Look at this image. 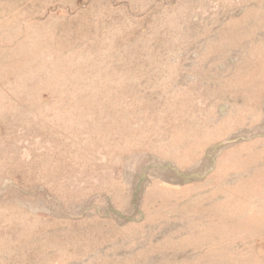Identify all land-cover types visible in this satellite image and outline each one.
<instances>
[{"label":"rangeland","instance_id":"obj_1","mask_svg":"<svg viewBox=\"0 0 264 264\" xmlns=\"http://www.w3.org/2000/svg\"><path fill=\"white\" fill-rule=\"evenodd\" d=\"M0 25V264H264V0Z\"/></svg>","mask_w":264,"mask_h":264},{"label":"bare ground","instance_id":"obj_2","mask_svg":"<svg viewBox=\"0 0 264 264\" xmlns=\"http://www.w3.org/2000/svg\"><path fill=\"white\" fill-rule=\"evenodd\" d=\"M46 10H47V9H46ZM1 25H2V24H1ZM1 25H0V26H1ZM3 25H4V23H3ZM3 25H2V26H3ZM7 27H8V25H7ZM7 27H6V28H7ZM0 29H1V28H0ZM7 29H8V28H7ZM10 29H11V28H10ZM1 31H2V29H1ZM1 31H0V32H1ZM3 31H5V29H4ZM3 33H4V32H3ZM6 33H10V32H6ZM26 33H27V32H26ZM9 35H10V34H9ZM0 37H1V36H0ZM8 37H9V36H8ZM12 37H13V36H12ZM2 38H3V37H2ZM11 39H12V38H11ZM27 39H29V38H27ZM29 40H30V39H29ZM0 42H1V41H0ZM30 42H31V41H30ZM30 42H29V43H30ZM29 43H28V44H29ZM1 44H2V43H1ZM5 44H6V43H5ZM5 44H4V45H5ZM72 44H73V43H72ZM22 45H23V43H22ZM49 45H50V44H49ZM0 46H1V45H0ZM10 46H11V45H10ZM12 46H13V45H12ZM25 46H27V45H25ZM25 46H24V48H23L24 50H26V49H25ZM28 46H29V45H28ZM6 47H7V45H6ZM22 47H23V46H22ZM13 48H14V47H13ZM13 48H12V49H13ZM18 48H19V47H18ZM18 48H17V49H18ZM12 49H11V50H12ZM20 49H21V47H20ZM5 50H6V48H5ZM9 50H10V49H9ZM7 51H8V50H7ZM19 51H20V50H18V52H19ZM0 52H2V51H0ZM8 52H9V51H8ZM20 52H21V51H20ZM62 52H63V51H62ZM41 53H42V52H41ZM16 54H17V53H16ZM16 54H15V55H16ZM21 54H22V53H21ZM18 55H20V54H18ZM16 56H17V55H16ZM72 56H73V55H72ZM11 57H12V56H11ZM20 57H21V56H20ZM39 57H40V56H39ZM41 57H42V56H41ZM9 59H10V58H9ZM3 60H5V58H4ZM7 60H8V59H7ZM40 60H41V59H40ZM0 61H1V60H0ZM69 61H70V60H69ZM5 62H6V61H5ZM59 62H60V61H59ZM6 63H7V62H6ZM6 63H4V64H6ZM9 63H10V60H9ZM43 64H44V63H43ZM7 65H8V64H7ZM9 65H10V64H9ZM9 65H8V66H9ZM8 68H9V67H8ZM8 68H7V70H8ZM2 69H3V66H2ZM40 69H41V68H40ZM3 70H4V69H3ZM5 70H6V69H5ZM42 71H43V69H42ZM4 72H5V71H4ZM4 72H3V73H4ZM10 74H11V73H10ZM26 74H27V73H26ZM12 75H13V74H12ZM18 75H22V73H20V74H18ZM18 75H16V76H18ZM24 75H25V74H24ZM6 76H7V75H6ZM29 76H30V75H29ZM41 76H42V75H41ZM11 77H12V76H11ZM26 77H27V76H26ZM13 78H14V77H13ZM15 78L17 79V77H15ZM15 78H14V79H15ZM24 78H25V77H24ZM9 79H10V78H9ZM14 79H13V80H14ZM16 79H15V80H16ZM21 79H22V78H21ZM25 79H26V78H25ZM31 79H32V78H31ZM34 79H35V78H34ZM19 81H20V80H19ZM14 83H15V82H14ZM17 83H18V82H17ZM25 85H26V84H25ZM25 85H24V87H25ZM27 85H28V84H27ZM16 88H17V87H16ZM0 104H1V103H0ZM75 104H76V103H75ZM0 106H1V105H0ZM6 110H7V109H6ZM6 110H5V111H6ZM11 111H12V110H11ZM63 131H64V130H63ZM14 149H15V148H14ZM17 149H18V148H17ZM8 151H9V150H8ZM12 152H13V151H12ZM19 155H20V154H19ZM11 157H12V156H11ZM22 157H23V156H22ZM13 160H14V159H13ZM39 160H40V159H39ZM14 161H15V160H14ZM42 161H43V160H42ZM11 164H14V163H11ZM36 164H37V163H36ZM16 165H17V164H16ZM22 167H23V166H22ZM37 167H38V166H37ZM46 168H47V167H46ZM34 169H35V168H34Z\"/></svg>","mask_w":264,"mask_h":264}]
</instances>
